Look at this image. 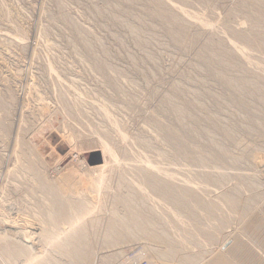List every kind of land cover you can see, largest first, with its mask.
Here are the masks:
<instances>
[{
	"label": "rangeland",
	"instance_id": "1",
	"mask_svg": "<svg viewBox=\"0 0 264 264\" xmlns=\"http://www.w3.org/2000/svg\"><path fill=\"white\" fill-rule=\"evenodd\" d=\"M240 1L242 0H163L161 3L159 0H0V230L13 228L22 233L25 232L26 235L30 234L29 237L34 238L32 241L37 243L33 242L38 251L49 250L51 245L46 243L47 239L41 233H38L41 232L37 229L40 223L35 219V212L41 210V206L43 208L45 206L43 201L45 199L42 198L50 194V190L43 186L44 182L57 183L56 185L61 186L62 189L73 195L80 194L82 186L86 183L83 180L80 183L81 185L78 184V180L82 175L83 179L88 178L87 176L95 175L97 177L99 174L102 175L100 167L106 165V158L109 159V156L104 153V142L112 145L110 146L118 153L119 159L123 161L122 163L125 161L126 151L129 155L138 153L140 155L141 153V156L145 158L149 156L155 160L159 153L163 151L173 152V148L164 143L155 134L157 133L155 131L162 130L165 124L171 123L175 118L178 119L174 112L167 109L168 105H164L166 93L174 91L173 94L179 95L178 97L183 102L184 108L187 106L186 111L188 113H186L188 115L182 125L179 124L180 122L176 123L178 120H174L171 124L186 129L187 138L191 141V143L189 141L188 143L191 146H202L207 141V146H202V152H205L203 154L207 155L212 151L215 156L208 167L206 166L207 168L204 167V169L199 166L203 171L200 168L195 169L198 166L195 163V156L199 153L195 150V147H188L190 149H186L185 159L180 160L183 167L180 166V169L177 166L173 167L172 163H169L171 166L168 163L164 165L169 170L180 171L181 177L186 180L187 185L197 186L199 184L201 186V188L191 192L192 195L194 194V199L199 200L203 197L217 199L219 191L228 194L227 188L234 187L235 184L240 185L242 174H250L255 177L254 172L258 173L255 178L252 177L256 189L238 195L237 198L240 201L236 199L238 201V204L235 205L236 208L224 204L214 206L215 209L224 207L226 214L229 213V216L232 211L235 212L233 209L236 210L239 206L238 212L236 211L230 217L228 216L230 220L228 219V222H226L224 235H214L213 242L207 243L210 244L208 247L207 244L192 238V235L196 232L194 230L195 226L199 228L202 225L191 224L192 226H189V223H185L188 232L185 233L187 230L184 229L185 232L182 233L184 243L185 239L189 240L186 243L188 246L190 243H194V245L188 247L189 250L192 249V252L203 258L213 257L212 253L216 250V253L218 251L226 253L225 255L233 259V262L240 260L239 264H247L248 261L250 264H264V255H261L262 252H260L261 250L264 251V169L259 171L264 164L261 163V161L264 162V132L262 128H259V126L264 127L262 126L264 125V119L262 118L264 116L261 117L262 114L264 115V87H262L264 86V79L261 80L264 78V50L262 51L263 54L260 49L256 50L257 48L249 52L252 56L251 58L250 54L247 55L252 63H249L250 66L247 63L249 60L245 56L236 55L233 57V54L224 53L227 49L224 45L225 42L227 45V43L234 41L242 46L249 41L247 39L248 34L235 32L236 29L242 28L244 25L249 26L245 14L248 10L245 7H240ZM251 6V8H254V5ZM153 9L154 11H151ZM172 9L175 10V13H172ZM174 14L176 17H174ZM225 29L229 33L226 34L225 32L224 34ZM220 37L221 39L223 37L221 41ZM218 52L219 54L222 53L221 57L223 56L219 58L220 61L227 59L231 63L233 61L240 63L239 69L234 67L236 72L233 71L234 68L228 66L227 71L232 68L231 72L233 71L234 75L229 72L230 70L228 71L229 74L227 71L225 72L226 69L223 70L227 67L224 66L223 61L220 63L219 60H213L214 53ZM226 56L230 57L227 58ZM260 62L261 65H258ZM246 65L248 66L246 67ZM243 68L245 69L242 70ZM219 71H223L228 78L234 76V79L245 78L244 71L248 72L249 76L246 77L248 80L258 79L259 76L260 82L259 79L254 81L258 83L260 90L252 94L253 87L249 85L242 93V90L228 84L226 80L220 81L222 77L216 76ZM253 74L256 76L252 77ZM221 84L229 87H224ZM232 89L234 93L231 92ZM236 92L238 95L235 94ZM235 95L240 97L237 98ZM247 95L249 96L247 97ZM257 95L258 97H256ZM228 98H230V101ZM232 99L233 101L235 99L236 104L233 103ZM73 102L76 103L72 105ZM244 102H247L248 107L252 104L249 107L250 110L247 109L248 107ZM241 103H244V106ZM67 104L68 108L66 107ZM218 106H222L221 109L225 112L220 111L221 109L218 110ZM240 107H247L244 108L245 113L243 115V109L241 110ZM258 109L260 112H258ZM217 110L220 112H215ZM251 110H254V116L250 115L253 112ZM255 112L260 115L259 118H257ZM108 114L118 122L121 129L128 134L129 139L134 142L129 141L130 143L127 145L126 141L120 139V132L111 125ZM248 118L249 121H247ZM242 120L246 122L244 125H242ZM252 120L257 121L258 126ZM159 126L161 127L159 128ZM213 135L214 137H212ZM196 136L199 137L198 142ZM223 140L225 143H223ZM237 140L239 143H237ZM240 143L241 145H239ZM247 143L248 145H246ZM226 144L228 147H226ZM137 145L138 147H136ZM222 145L223 148L225 147L224 149ZM249 145L253 148L250 149ZM255 145L257 147L259 145V147L256 148ZM126 146H128L127 149ZM206 147H209V149ZM191 148L194 149L192 153H190ZM213 151H216L214 152L216 154ZM245 151L248 153L247 157ZM194 153L197 154L193 157ZM221 154L223 155L222 159ZM217 156L222 160L221 162L226 157L227 160H225L227 162L231 161L230 164L226 161L219 163L220 159ZM248 157H252L255 162L251 159L248 160ZM257 162L259 164L256 165ZM119 164L121 165V163ZM119 164L118 166H120ZM218 164H225L228 169H225V171L228 173L230 170L232 173L229 172L225 184L222 183L224 175L216 173L214 168ZM231 164L233 170L230 169ZM255 165L260 166L257 167L258 170ZM175 167H177L176 170L172 169ZM210 168L214 170L212 171ZM235 168L241 170L242 174L240 175L238 173L240 171L237 172ZM208 175L211 177H208ZM217 175L218 177H216ZM130 176L128 177L130 178ZM119 177L120 174L117 170L112 175L111 182L117 183ZM236 178L239 182L236 181ZM202 183L204 188L206 187L205 189H203ZM210 191H213L212 194ZM95 195L91 192L88 193L89 200L92 203L94 201L95 205H99L97 203L101 201L104 206V201L109 202L111 200L102 193ZM153 198L158 200V197ZM42 201L43 203H41ZM245 202L249 206L248 204L245 205ZM34 203L35 205H33ZM149 203H153V201L150 199ZM37 204L38 207H35ZM242 208H246L245 213ZM94 209L97 211H94ZM94 209L92 215L95 218H100L97 222L99 226L96 224L89 229L90 234H88L87 240L90 241L87 244L92 245L93 243L92 249L96 252L92 250L93 252H88L81 261L76 259L72 263L120 264L126 262V260H131L128 257L129 255L134 258V248L139 243L147 244V238L143 241L137 239L136 242H127L125 245H119V247L118 245L105 244L103 240L104 233L107 231L106 226L109 223L108 218H106L108 217L106 212L108 210L104 208L101 210V207ZM231 209L232 211H230ZM190 213H187L186 217H189ZM192 216L191 214L190 217ZM30 217L34 220L31 218L32 221ZM195 217V220L204 221L201 215ZM186 224L192 229L190 231L194 232L193 234L189 232ZM35 233H38L39 237ZM226 234H228V238L225 237ZM26 235L23 234L22 236L24 242L26 241ZM197 242L200 245H197ZM108 245L110 246L108 247ZM184 248V251H189L187 246L184 245ZM258 248L261 250L258 251ZM208 250L210 251L208 252ZM199 253H202V255ZM140 254L143 263L152 264L147 259L145 250ZM72 257L75 258V256ZM109 257L112 259L109 260ZM235 257H237V260ZM21 260L17 259L16 264H24V261ZM170 260H168V264H182L176 260L172 261V259L171 262Z\"/></svg>",
	"mask_w": 264,
	"mask_h": 264
},
{
	"label": "bare ground",
	"instance_id": "2",
	"mask_svg": "<svg viewBox=\"0 0 264 264\" xmlns=\"http://www.w3.org/2000/svg\"><path fill=\"white\" fill-rule=\"evenodd\" d=\"M139 1V0H138ZM161 3L163 2V0H159ZM189 1V0H188ZM124 2V1H123ZM122 2V3H123ZM129 3V2H128ZM254 5V8H251ZM120 7V6H119ZM124 7V6H123ZM136 7V5H135ZM143 7V6H142ZM240 7H245L247 8L248 12L245 13L246 14V18L249 21V26L246 27L244 25V27L236 29L235 32L236 33H246L248 34L247 39L249 40L247 43L243 44L242 46H239L238 44H236L234 41L229 42V44L225 42V47H227V49L225 50V54H233V57H235L236 55L239 56H245L248 60H249V56H251V54L249 53L250 51H254L256 48V50L260 49L261 52L264 50V0H242L240 1ZM118 8V7H117ZM237 8V7H236ZM125 9V8H124ZM176 9V8H174ZM172 9V13H175V10ZM147 10V9H146ZM151 11H154L151 10ZM182 11V10H181ZM232 11V10H231ZM145 12V11H144ZM143 13V12H141ZM146 13V12H145ZM239 13V12H238ZM127 15V14H126ZM153 15V13H152ZM150 16V15H148ZM183 16V15H182ZM174 17L175 14H174ZM184 17V16H183ZM185 18V17H184ZM237 18V17H236ZM234 19V18H233ZM238 19V18H237ZM243 19V18H242ZM186 20V19H183ZM138 21V20H137ZM122 22V21H121ZM188 22V21H187ZM239 22V21H237ZM241 22V21H240ZM244 22V21H243ZM246 22V21H245ZM190 23V21H189ZM238 24V23H237ZM236 24V25H237ZM245 24V23H244ZM248 25V24H246ZM177 27V26H176ZM214 27V25H213ZM173 28V27H172ZM213 29V28H212ZM222 32L224 30H221ZM229 33L226 31L223 32L224 34ZM221 33V32H220ZM210 35V34H209ZM215 36V35H214ZM233 36V35H231ZM228 36V37H231ZM223 39V37H222ZM220 37V41L222 40ZM246 39V40H247ZM236 40V39H235ZM77 41V40H76ZM237 41V40H236ZM89 42V41H88ZM219 44V43H218ZM220 45V44H219ZM223 45V46H224ZM207 48V47H206ZM212 48V47H211ZM219 49V48H218ZM210 50V49H209ZM219 51V50H218ZM257 52V51H256ZM235 54V55H234ZM250 54V55H249ZM263 54V52H262ZM218 53H214V57L213 60L218 61L219 58L221 57ZM224 55V54H223ZM247 55H249L247 57ZM223 57V56H222ZM221 57V58H222ZM227 58L230 56H226ZM232 57V56H231ZM225 58V56H224ZM241 58V57H240ZM252 58V56H251ZM203 59V58H202ZM226 59V58H225ZM241 59H244L243 57ZM260 60V59H259ZM264 60V59H263ZM205 61V60H204ZM220 61V60H219ZM224 66L226 65L227 67H225L223 70H225V72L227 71L228 66L232 67V68H238V66L240 67V63H236L235 61H233V64L231 63V61H228L227 59L224 60L222 59ZM222 61H220V63H222ZM240 61V60H239ZM203 62V61H202ZM243 62H245L243 60ZM253 62V61H252ZM206 63V62H205ZM217 63V62H216ZM215 63V64H216ZM248 65L250 66L249 63H251V61L249 60ZM211 64V63H210ZM218 64V63H217ZM216 64V65H217ZM244 65V63H242ZM252 64V63H251ZM207 65V64H206ZM206 65H204L205 67H207ZM222 65V64H220ZM246 65V67L248 66ZM254 65V64H253ZM261 65V62L258 64ZM223 66V67H224ZM256 67V65H254ZM264 66V65H263ZM218 67V66H216ZM242 67V66H241ZM244 67V66H243ZM245 67V68H246ZM209 68V67H208ZM213 68V67H211ZM231 68V70H233ZM234 68L233 71H235L236 69ZM245 68H243L242 70H244ZM250 68V67H249ZM253 68V67H252ZM260 68V67H259ZM214 69V68H213ZM220 69V68H217ZM239 69V68H238ZM257 69V68H256ZM230 70V68L228 69V71ZM231 70L229 71L230 73ZM249 70V69H248ZM252 70V69H251ZM218 71V70H216ZM215 71V73H216ZM227 71V73L229 74V72ZM262 71V69H261ZM236 72V71H235ZM238 72V71H237ZM246 74V77H248V72L246 73V71H244ZM218 73V72H217ZM243 73V72H241ZM250 73V71H249ZM262 73V72H260ZM258 73V74H260ZM220 76H219V75ZM216 76L218 77H222L221 80H226L228 82V84L237 87L238 89L242 90L241 92L243 93L246 88H248V86H252L253 90H252V94L256 93L258 90H260V87L258 86V83L255 82L259 79H254V80H248L244 75L245 78H235L234 76L233 78H228L225 76V73L222 71H219ZM227 74V75H228ZM233 74V73H232ZM244 74V73H243ZM234 75V74H233ZM237 75V73H236ZM235 75V77H236ZM242 75V74H241ZM256 76L255 74L251 75ZM263 76V75H262ZM217 77V78H218ZM225 77V79H223ZM238 77V76H237ZM261 77V76H260ZM256 78V77H254ZM57 79V78H56ZM264 78H262L261 80L263 81ZM222 81V82H223ZM252 81V82H250ZM260 82V79L258 80ZM264 83V82H263ZM225 84V83H224ZM223 85L224 87H227ZM227 84V83H226ZM74 85V84H73ZM177 85V84H176ZM181 85V84H180ZM260 85V84H259ZM261 86V85H260ZM10 87V86H9ZM174 87V86H173ZM178 87V86H177ZM222 87V86H221ZM229 87V86H228ZM227 87V88H228ZM264 87V86H262ZM78 88V87H77ZM226 88V89H227ZM176 89V88H175ZM178 89V88H177ZM231 89V87H230ZM264 90V89H263ZM123 91V90H122ZM236 91V90H234ZM238 91V90H237ZM68 92V91H67ZM157 92V91H156ZM174 91H172V93H166L167 96L165 97V104L164 105H168L167 109L170 110L171 112H174L177 115V120L176 118L174 119L175 121H177L176 123L180 122L179 124L182 125V123H184L187 119V111H186V107L184 108L183 106V102H181L180 98L176 95L173 94ZM197 92V91H196ZM229 92V91H228ZM231 92H233V89L231 90ZM240 92V91H239ZM247 92V91H246ZM249 92V91H248ZM234 93V92H233ZM55 94V93H54ZM178 94V93H177ZM237 94V92L235 93ZM251 94V93H250ZM251 94V95H252ZM219 95V94H218ZM233 95V94H232ZM238 95V94H237ZM235 95V96H237ZM241 95V94H240ZM243 95V94H242ZM264 95V94H263ZM63 96V95H62ZM165 96V95H164ZM246 96V95H245ZM249 95H247L248 97ZM64 97V96H63ZM62 97V99H63ZM240 96H237V98ZM243 97V96H241ZM254 97V96H253ZM252 97V98H253ZM258 97V95L256 96ZM18 98V97H17ZM65 98V97H64ZM69 98V97H68ZM231 98V96H230ZM230 98L229 101H230ZM235 98V97H234ZM236 98V99H237ZM245 98V97H244ZM251 98V97H249ZM251 98V99H252ZM261 98V97H260ZM182 99V98H181ZM227 99V101H228ZM257 99V98H256ZM78 100V99H77ZM83 100V99H82ZM226 100V99H225ZM240 100V99H239ZM245 100V99H244ZM260 100V99H259ZM258 100V101H259ZM13 101V100H12ZM107 101V100H106ZM184 101V100H183ZM191 101V100H190ZM233 101V99H232ZM238 101V100H237ZM241 101V100H240ZM248 101V99H247ZM68 102V101H67ZM83 102V101H82ZM222 102V101H221ZM220 102V103H221ZM264 102V101H263ZM76 102L71 103L72 105H74ZM164 101L162 102L163 105ZM188 103V102H186ZM226 103V102H225ZM233 103L236 104L235 99L233 101ZM239 103V101H238ZM245 103V102H244ZM244 103L242 104L244 106ZM247 103V102H246ZM245 103V105H246ZM262 103V102H261ZM78 104V103H77ZM76 104V105H77ZM85 104V103H84ZM218 104V103H217ZM216 104V105H217ZM223 104V103H221ZM79 105V104H78ZM109 105V104H108ZM185 105V103H184ZM228 105V104H227ZM252 105V104H250ZM249 105V107H251ZM260 105V104H259ZM68 106V104L66 105V107ZM230 106V105H229ZM238 106V104H237ZM248 107V104L246 105ZM263 106V105H261ZM188 107H190L188 105ZM219 107V106H218ZM222 107V106H221ZM221 107H219L218 110L221 109ZM225 107V106H223ZM244 107V108H247ZM247 108L248 110H250V108ZM68 108V107H67ZM166 108V107H165ZM226 108V107H225ZM228 108V107H227ZM236 108V107H235ZM238 108V107H237ZM244 108L240 107V109H243L242 115L245 113L244 112ZM254 108V107H252ZM258 108V107H257ZM63 109V108H62ZM65 109V108H64ZM70 109V107H69ZM73 109V108H72ZM262 109V108H261ZM106 110V109H105ZM215 111V112H220L223 111L222 109L220 111ZM247 110V111H248ZM257 110V109H256ZM259 110V109H258ZM29 111V110H28ZM157 111V110H156ZM227 111V109H226ZM250 115H255L254 114V110ZM91 112V111H90ZM108 112V111H107ZM165 112V111H164ZM187 112V113H186ZM225 112V111H223ZM228 112V111H227ZM249 112V111H248ZM247 112V113H248ZM260 112V110L258 111ZM264 112V111H263ZM156 113V112H155ZM166 113V112H165ZM173 113V114H174ZM222 113V112H221ZM256 113V112H255ZM262 113V112H261ZM168 114V113H167ZM170 114V113H169ZM174 114V115H175ZM214 114V113H212ZM218 114V113H217ZM227 114V113H226ZM225 114V115H226ZM258 113H256L257 118H259L260 115H257ZM260 114V113H259ZM224 115V114H223ZM228 115V114H227ZM249 115V113H248ZM23 116V115H22ZM150 116V115H149ZM171 116V115H170ZM211 116V115H210ZM215 116V115H214ZM264 116L263 114L261 115V117ZM25 117V116H24ZM24 117H22L24 119ZM173 117V116H171ZM190 117H192L190 115ZM189 117V118H190ZM235 117V116H234ZM260 117V118H261ZM82 118V117H81ZM103 118V117H102ZM211 118L213 119V117L211 116ZM246 118V117H245ZM249 118H251L249 116ZM249 118L247 121H249ZM264 119V117H262ZM261 118V119H262ZM172 119V118H171ZM192 119V118H191ZM228 119V118H227ZM253 119V118H252ZM262 119V122H263ZM108 120L111 123V125H113L115 128L118 129V131L120 132V139L122 141H126V144L129 145L130 142H134L131 141L129 139L128 134L121 129L120 125L118 124V122L114 119H112V117L108 114ZM149 120V119H148ZM154 120V119H152ZM157 120V118H156ZM173 120V121H174ZM215 120V119H214ZM241 120V119H240ZM258 120V119H257ZM150 122H152L151 120H149ZM148 121V122H149ZM163 121V120H162ZM173 121L171 123H173ZM227 121V120H226ZM238 121V119H237ZM253 122H255L254 120H252ZM260 121V120H259ZM22 122V121H21ZM221 122V121H220ZM235 122L236 121H233ZM241 123V121H239ZM257 122V121H256ZM256 122L254 124H256ZM67 123V122H66ZM103 123V122H102ZM166 123V122H165ZM168 123V121H167ZM165 124L162 130H157L155 132L156 135H158L161 140H163L164 143H166L167 145L171 146L173 148V152L170 151H163L161 153H159L158 157L156 158V160L152 157L146 156V158L144 156H141V153L139 155L138 154H133V155H129L127 153V151L125 152V161L124 163H122L123 161L121 159H119L118 153L115 152V150L108 144L105 143L103 144V148H104V153H106V155L109 156V159L106 158V165H104L101 168V172L102 175H98L97 177L95 176H87L88 178L83 179V175L79 178L78 180V184L81 185L80 183H82V181L84 180L86 183L84 186H82V191H80V194L78 195H73L72 193H69V191L67 192L66 190L62 189L61 186L56 185L55 183H50V182H44L43 186L46 187V189L48 188L50 190V194L46 197L44 196L45 199L43 200L45 203L44 208L41 206V210L36 211L35 212V219H37L39 221V225L37 226L41 232V235L43 237H45L47 239L46 243L49 245H51V249L49 250H42V251H38L37 250V246H35L34 243H36V241H32V239L34 238H30L29 235L20 232L19 230L13 229V228H4L0 230V264H16L17 259H22L21 261H24V264H76V263H72V261H76V259L78 261H81L82 259H84V256H86L88 254V252H93L94 249H92V245L87 244L89 243V241L87 240V236L89 233V229L93 226H95L98 222V219H100L99 217L95 218L92 215V211L94 208H99L101 207L104 209H107V216L106 218H108V225L106 226L107 231H105V237L103 242L105 244H113V245H121L127 242H136L137 239L143 241V239L145 240V238H147V244L146 243H139V245H137V247H133L135 252H134V258H132V255H129L128 257L131 260H126V262H122L121 264H143L142 261V257H141V252H143V250L146 251L147 253V259L152 263V264H168V260L169 259H173L172 261H178L179 263L182 264H191L193 262H195L194 264H239L238 262L240 261H234L233 259H230V257L228 255H225L226 253H220L217 249V251L219 252H215L212 253L211 258H203L202 256H199L197 253V255L195 254V252H192L193 250L190 249L189 250V246L192 244L194 245V243H190L189 246L187 243L188 239H185V243L183 240V232L184 229L187 230L185 233L188 232V229H186L185 223H189V226L192 225H202L204 227H199V228H194V230L196 231L195 234L192 233V229H190L187 225V227L189 228V232L192 233V238H194V240H198L199 242L201 241V243L207 244V243H212L214 240V235H224L225 234V226H226V222H228V219L230 220V216L232 215V213H236V211L238 212V207L237 209H233L235 212L232 211V209L230 211H232V213H230L231 215L229 216V213L226 214L224 207H220L218 209H215L214 206L216 205H221L224 204L226 206L231 205L232 207L235 205H237L238 201H240V199L237 198L238 195H241V193H249L248 191H251L252 189H256L255 186V181H253L257 174L256 172H254V174L256 175L255 177L246 174H242L241 170H239L238 168L236 169V171L238 172V170L240 172V175L242 174V183H240V185H234L227 188V193L225 192H221L219 191V189L217 188V190L219 191V194L217 195V199H207V198H201L199 200L194 199V194L192 195L191 192L201 188V186L198 185L194 186V185H187L186 184V180L183 179L181 177L180 171L176 172V171H172L169 170L168 167L166 168L164 165L168 163V165H170L172 163V166H177L178 168L181 166L180 160L183 158L185 159V154L187 153V148L188 147H195V150H197V152L199 153V155L195 156V160L198 164H195L196 168L195 169H199L200 167H208V164L213 161L214 159V155L211 153L205 155L202 152L203 148L202 146L206 145L207 146V141L206 144H202V146H191L189 145V143H191V141L188 140L187 138V132L185 131L186 129L184 128H179L180 126H173V124ZM223 123V122H222ZM228 123V122H227ZM239 123V124H240ZM246 122H243L242 120V125H244ZM248 123V122H247ZM250 124H252L251 122H249ZM260 123V122H258ZM264 123V122H263ZM262 123V124H263ZM155 124V123H154ZM158 124V123H157ZM191 124V123H190ZM238 124V123H237ZM261 124V125H262ZM122 125V124H121ZM186 125V124H185ZM184 125V126H185ZM230 125V124H229ZM232 125V124H231ZM253 125V124H252ZM257 125V124H256ZM255 125V126H256ZM148 126V125H147ZM151 126V125H149ZM221 126V124H220ZM234 126V125H233ZM238 126V125H237ZM241 126V125H240ZM258 126V125H257ZM264 126V125H262ZM161 126H159L160 128ZM188 127V125H187ZM194 127V125H193ZM232 127V126H230ZM246 127V126H245ZM250 127V126H249ZM248 127V128H249ZM252 127V126H251ZM147 128V127H146ZM200 128V127H199ZM209 128V127H208ZM213 128V127H212ZM225 128V127H224ZM236 128V127H235ZM234 128V129H235ZM244 128V127H243ZM262 128L263 132H264V127H260ZM92 129V128H91ZM143 129V128H142ZM149 129V128H148ZM157 129V128H156ZM222 129V128H221ZM2 130V129H1ZM151 130V129H149ZM153 130V129H152ZM200 130H202L200 128ZM204 130V129H203ZM207 130V129H206ZM210 130V129H208ZM216 130V129H215ZM226 130V129H225ZM242 130V129H241ZM247 130V129H245ZM250 130V129H249ZM253 130V129H252ZM70 131V130H69ZM213 131V130H212ZM251 131V130H250ZM257 131V130H256ZM260 131V130H259ZM258 131V132H259ZM93 132V131H92ZM95 132V131H94ZM154 132V131H153ZM191 132V130H190ZM207 132V131H205ZM211 132V131H210ZM218 132V131H216ZM215 132V133H216ZM234 132V131H232ZM249 132V131H248ZM195 133V132H194ZM200 133V132H199ZM222 133V132H221ZM245 133V132H244ZM252 133V132H251ZM97 134V133H96ZM151 134V133H149ZM192 134V133H190ZM201 134V133H200ZM199 134V135H200ZM204 134V133H203ZM218 134V133H217ZM254 134V133H253ZM259 134V133H256ZM95 135V134H94ZM194 136V134H192ZM215 135V134H214ZM214 135L212 137H214ZM220 135V134H219ZM238 135V134H237ZM261 135V134H260ZM155 136V135H154ZM153 136V137H154ZM210 136V135H209ZM226 136V134H225ZM245 136V134H244ZM262 136V135H261ZM16 137V136H15ZM70 137V136H69ZM98 137V136H97ZM198 137V136H196ZM216 137V136H215ZM18 138V137H17ZM16 138V139H17ZM103 138V137H102ZM192 138V137H191ZM218 138V137H217ZM229 138V137H228ZM227 138V139H228ZM240 138V137H239ZM260 138V137H259ZM158 139V138H157ZM156 139V140H157ZM199 139V137L196 139V141ZM202 139V138H201ZM215 139V138H214ZM220 139V138H219ZM242 139V137H241ZM244 139V138H243ZM251 139V138H250ZM155 140V138H154ZM194 140V139H193ZM206 140V139H205ZM210 140V139H209ZM208 140V142H209ZM240 140V139H238ZM237 140V143H239ZM245 140V139H244ZM249 140V139H248ZM247 140V141H248ZM259 140V139H258ZM13 141V140H12ZM103 141V140H102ZM130 141V142H129ZM189 141V143H188ZM195 141V140H194ZM216 141V140H214ZM230 141V140H229ZM242 141V140H241ZM240 141V142H241ZM251 141V140H250ZM255 141V140H254ZM253 141V143H254ZM264 141V140H263ZM20 142V141H19ZM136 142V140H135ZM157 142V141H155ZM154 142V143H155ZM198 142V141H197ZM211 142V141H210ZM257 142V141H256ZM262 142V141H261ZM70 143V142H69ZM138 143V142H137ZM146 143V141H145ZM158 143V142H157ZM223 143L224 140H223ZM245 143V142H244ZM260 144V142H258ZM74 144V143H73ZM148 144V143H147ZM151 144V142H150ZM153 144V143H152ZM196 144V143H195ZM210 144V143H209ZM215 144V143H214ZM252 144V143H251ZM255 144V143H254ZM97 145V144H96ZM154 145V144H153ZM211 145V144H210ZM241 145V143L239 144ZM244 145V144H243ZM248 145V143L246 144ZM262 145V144H260ZM132 147V145H130ZM140 146V145H139ZM250 146V145H249ZM248 146V147H249ZM256 146V145H255ZM101 147V146H100ZM128 146H126L127 149ZM138 147V145L136 146ZM213 147V146H212ZM226 147L227 144H226ZM245 147V146H244ZM247 147V146H246ZM247 147V148H248ZM251 147V148H250ZM249 148L252 149L253 147L250 146ZM259 147V145H258ZM256 146V148H258ZM261 147V146H260ZM263 147V145H262ZM262 147H261V151H262ZM153 148L156 150V148L153 146ZM207 148V147H206ZM223 148V145H222ZM225 148V147H224ZM223 148V149H224ZM246 148V149H247ZM147 149V148H146ZM153 149V150H154ZM190 149V148H188ZM192 149V148H191ZM205 149V147H204ZM209 149V147L207 148ZM206 149V150H207ZM217 149V148H216ZM229 149V148H228ZM245 149V150H246ZM260 149V148H259ZM258 149V150H259ZM133 150V149H132ZM154 150V151H155ZM226 150V149H225ZM248 150V149H247ZM246 150V151H247ZM254 150V149H253ZM257 150V149H256ZM144 151V150H143ZM192 151H194V149L191 150L190 153H192ZM209 151V150H207ZM230 151V150H228ZM244 153H247V152ZM260 151V150H259ZM260 151V152H261ZM264 151V150H263ZM216 151H213V153ZM22 153V152H21ZM124 153V152H123ZM207 153V152H206ZM231 153V152H230ZM154 154V153H153ZM197 153L193 154L194 155ZM216 154V153H214ZM220 154V151H219ZM218 154V155H219ZM228 155V153H226ZM38 155V154H37ZM225 155V154H224ZM230 155V154H229ZM248 153L246 154L247 157ZM258 155V154H257ZM264 155V153H263ZM66 156V155H65ZM222 154H221V159H222ZM233 156V154L231 155V157ZM236 156V155H235ZM259 156L261 157V155L259 154ZM18 157V155H17ZM218 157V156H217ZM216 157V158H217ZM257 157V156H256ZM65 158V157H64ZM82 158V157H81ZM123 158V157H122ZM188 158V157H187ZM219 158V157H218ZM230 158V156H229ZM235 158V157H234ZM233 158V160H234ZM251 161L254 160L252 157H248ZM66 159V158H65ZM220 159V158H219ZM220 159L219 163H223L224 161L227 160V158L225 157L224 161L221 162L222 160ZM256 159V158H255ZM41 160V159H40ZM230 160V159H229ZM232 160V159H231ZM239 160V159H238ZM42 161V160H41ZM168 161V162H166ZM173 161V162H172ZM236 161V160H235ZM258 161V160H257ZM16 162V161H15ZM218 162V160H217ZM231 162V161H230ZM230 162L226 161V163ZM238 162V161H237ZM255 162V160H254ZM260 162V161H259ZM121 163V165L119 164ZM130 163V164H127ZM170 163V164H169ZM188 163V162H187ZM190 163V162H189ZM213 163V162H212ZM216 163V161H215ZM225 163V164H226ZM253 163V162H252ZM250 163V164H252ZM261 163H264L261 161ZM260 163V164H261ZM31 164V163H30ZM118 164L120 166H118ZM206 164V165H205ZM225 164H218L217 166H214V168L216 169V173H221L222 176L224 177V179H222V183L225 184V180H227L228 178V174L230 172L227 173L225 171L228 170L225 166ZM233 164V163H232ZM231 164V166H232ZM235 164V163H234ZM254 164V163H253ZM259 164L258 162L256 163V165ZM220 165V166H219ZM255 165V166H256ZM38 166V165H37ZM171 166V165H170ZM200 166V167H199ZM236 166V165H234ZM16 167V166H15ZM93 167V166H92ZM120 167V168H119ZM172 168L175 169L176 168ZM206 167V168H207ZM210 167V166H209ZM227 167L229 168V165L227 164ZM237 167V166H236ZM242 167V166H241ZM260 167V166H256ZM99 168V169H100ZM193 168V167H192ZM233 166L230 168L232 169ZM180 169V168H179ZM183 169V168H182ZM181 169V170H182ZM189 169V167H188ZM201 169V168H200ZM205 169V168H204ZM209 169V168H208ZM212 171L214 170L213 168H210ZM261 169H264V164L261 166V168L259 169V171H261ZM37 170V169H36ZM95 170V169H93ZM117 170L119 171L120 177L117 183H112V175H114ZM186 170V169H185ZM202 170V169H201ZM233 170V169H232ZM258 170V168H257ZM189 171V170H188ZM203 171V170H202ZM205 171V170H204ZM235 171V172H236ZM15 172V171H14ZM207 172V171H206ZM233 172V171H232ZM234 172V173H235ZM236 172V173H237ZM92 173V172H91ZM100 173V172H99ZM183 173V171H182ZM194 173V172H193ZM231 173V172H230ZM247 173V172H246ZM18 174V173H17ZM21 174V173H20ZM19 174V175H20ZM41 174V173H39ZM86 174V173H85ZM129 174V175H128ZM130 174H132V176H130ZM202 174V173H201ZM205 175V173H203ZM215 174V172H214ZM232 174V173H231ZM230 174V175H231ZM253 174V175H254ZM88 175V174H86ZM93 175V173H92ZM130 176V178L128 176ZM196 175V174H195ZM24 176V175H23ZM184 176V175H183ZM192 176V175H191ZM203 176V175H202ZM210 175H208L209 177ZM232 176V175H231ZM30 177V175H29ZM38 177V176H37ZM186 177V176H185ZM205 177V176H204ZM211 177V176H210ZM218 177V175L216 176ZM220 177V176H219ZM238 177V176H236ZM253 177V178H252ZM60 178V176H59ZM222 178V177H221ZM226 178V179H225ZM232 179V177H230ZM29 179V178H28ZM117 179V178H116ZM191 179V178H190ZM212 179V178H211ZM235 179V178H234ZM233 179V180H234ZM240 179V177H239ZM253 179V180H252ZM1 180V179H0ZM32 180V179H31ZM36 180V179H35ZM54 180V179H53ZM217 180V179H216ZM224 180V182H223ZM238 179L236 178V181ZM190 182V180H188ZM201 181V180H199ZM207 181V180H205ZM213 181V180H212ZM215 181V180H214ZM229 181V180H228ZM240 181V182H241ZM32 182V181H31ZM192 182V181H191ZM195 182V181H194ZM220 182V181H218ZM233 182V181H232ZM235 182V181H234ZM239 182V180H238ZM263 182V180H262ZM3 183V182H2ZM13 183V182H12ZM35 183V182H34ZM221 183V185H222ZM230 183V182H229ZM39 184V183H38ZM209 184V183H207ZM216 184V183H214ZM220 184V183H219ZM257 184V183H256ZM263 184V183H262ZM15 185V184H14ZM78 185V186H79ZM83 185V184H82ZM196 185V184H195ZM218 185V184H217ZM227 185V184H226ZM203 189L204 185L202 183ZM208 186V185H207ZM213 186V184H212ZM228 186V185H227ZM259 186V185H257ZM76 187V186H75ZM211 187V185H210ZM219 187V186H218ZM4 188V187H3ZM6 188V187H5ZM37 188V187H36ZM42 188V187H41ZM209 188V187H208ZM222 188V187H221ZM2 190V189H1ZM10 190V189H9ZM68 190V189H67ZM80 190V189H78ZM208 190V189H207ZM206 190V191H207ZM11 191V190H10ZM9 191V192H10ZM32 191V190H31ZM35 191V190H34ZM38 191V190H37ZM71 191V190H70ZM202 191V190H201ZM205 191V192H206ZM214 191V190H213ZM213 191H210L211 194ZM217 191V192H218ZM91 192L94 193V195L96 194H104V196L109 197V199H111L109 202L104 201L103 203H105V205L103 206V204L98 202L97 204L99 205H95L94 201L93 203L89 200L88 197V193ZM204 192V191H203ZM221 192V193H220ZM74 193V192H73ZM208 195H210L208 192H206ZM205 193V194H206ZM31 194V193H29ZM28 194V195H29ZM39 194V193H38ZM42 194V193H41ZM72 194V195H71ZM95 195V196H96ZM199 195V194H198ZM202 195H204L202 193ZM259 195V194H258ZM257 195V196H258ZM9 196V195H8ZM206 196V195H205ZM211 196V195H210ZM209 196V197H210ZM243 196V194H242ZM29 197V196H28ZM94 197V196H93ZM99 197V196H98ZM153 197H158V200H154ZM208 197V198H209ZM6 198V197H5ZM23 198V197H22ZM27 198V197H26ZM30 198V197H29ZM102 198V197H101ZM197 198V197H196ZM257 198V197H256ZM96 199V197H95ZM152 200L153 203H149V200ZM156 199V198H155ZM236 199H238V201H236ZM38 200V199H37ZM97 200H99L97 198ZM102 200V199H101ZM43 201L41 203H43ZM7 203V202H6ZM237 203V204H236ZM246 203V202H245ZM252 203V202H251ZM110 204V207H109ZM240 204V203H239ZM248 203H246L245 205H247ZM7 205V204H6ZM35 205V203L33 204ZM242 205V204H241ZM244 205V206H245ZM243 206V207H244ZM249 206V204H248ZM24 207V206H23ZM34 207V206H33ZM38 207V204L37 206ZM247 207V206H246ZM43 208V209H42ZM236 208V207H235ZM34 209V208H33ZM38 209V208H37ZM244 209V213L246 211V208H242ZM23 210V209H22ZM27 210V209H26ZM32 210V209H31ZM100 210V211H101ZM253 210V209H252ZM19 211V210H18ZM35 211V210H34ZM94 211H97L94 209ZM28 212V211H27ZM103 212V211H102ZM189 217H186V214L188 213ZM242 212V210H241ZM25 213V212H24ZM34 214V212H33ZM105 214V212H104ZM191 214L193 215L192 217ZM247 214V212H246ZM244 214V215H246ZM201 215L204 219V221L201 220H195V216ZM243 215V216H244ZM24 216V215H23ZM229 216V217H228ZM234 216V215H233ZM32 217H30L31 219ZM10 219V218H9ZM34 220V218H32ZM31 219V220H32ZM212 219H214L212 221ZM2 220V219H1ZM25 220V219H24ZM23 220V221H24ZM32 220V221H33ZM36 220V221H37ZM187 222H186V221ZM3 222V221H2ZM5 222V221H4ZM17 222V221H16ZM37 223V222H36ZM38 224V223H37ZM100 224V223H99ZM192 224V225H191ZM98 225V224H97ZM240 225V224H239ZM99 226V225H98ZM29 227V226H28ZM185 227V228H184ZM23 228V227H22ZM27 228V227H26ZM103 228V227H102ZM101 228V230H102ZM207 228V229H205ZM33 230V229H32ZM98 230V229H96ZM28 232V231H27ZM30 232V231H29ZM32 233V232H31ZM38 233H35L36 235H38ZM23 234L24 236L26 235V241L24 242L23 240ZM97 235V233H96ZM186 235V234H185ZM228 234L225 235V237ZM41 236V237H42ZM91 236V235H90ZM103 236V235H102ZM33 237V236H32ZM39 237V235H38ZM40 237V238H41ZM42 237V239H43ZM220 237V236H218ZM229 236H227L228 238ZM36 239V238H35ZM89 239V238H88ZM100 239V237H99ZM191 239V238H190ZM44 240V239H43ZM189 241V240H188ZM34 242V243H33ZM43 242V241H42ZM199 242H197V245L199 244ZM37 244V243H36ZM98 245V244H97ZM108 245V247L110 246ZM184 245L187 246L189 251H184ZM196 245V244H195ZM200 245V244H199ZM202 245V244H201ZM210 245V244H209ZM209 245L207 244V246L209 247ZM99 246V245H98ZM238 246V245H237ZM250 246V245H249ZM201 247V246H200ZM203 247V246H202ZM207 247V248H208ZM213 247V246H212ZM239 247V246H238ZM184 248V249H183ZM193 248V247H192ZM196 248V247H195ZM194 248V249H195ZM211 248V247H210ZM257 248V247H256ZM102 249V247H101ZM100 249V250H101ZM260 251L261 249L258 248ZM93 250V251H92ZM192 250V251H191ZM232 250V249H231ZM239 250V249H238ZM115 251V250H114ZM113 251V252H114ZM204 251V250H203ZM210 250H208L209 252ZM96 252V250L94 251ZM120 252V251H119ZM207 252V253H208ZM222 252V251H221ZM224 252V251H223ZM243 252V251H242ZM262 252L261 255H264V251H260ZM259 252V253H260ZM203 253V252H202ZM202 253H199L202 255ZM229 253V252H228ZM241 253V251H240ZM237 254V253H236ZM75 256V258H73L72 256ZM122 255V254H120ZM204 255V253H203ZM206 255V253H205ZM102 256V255H100ZM106 256V255H105ZM104 256V257H105ZM108 256V255H107ZM256 256V253H255ZM94 257V256H93ZM229 257V258H228ZM254 257V256H253ZM263 257V256H262ZM102 258V257H101ZM237 260V257H235ZM68 259V261H66ZM96 259V258H95ZM94 259V260H95ZM105 259V258H103ZM112 258L109 257V260H111ZM133 259V260H132ZM263 259V258H262ZM119 260V259H118ZM170 260V262H171ZM253 260V259H252ZM117 262V261H116ZM231 262V263H230ZM22 263V262H21ZM84 263V262H83ZM18 264V263H17ZM107 264V263H104ZM146 264V263H145ZM247 264H250V262L248 261Z\"/></svg>",
	"mask_w": 264,
	"mask_h": 264
},
{
	"label": "built area",
	"instance_id": "3",
	"mask_svg": "<svg viewBox=\"0 0 264 264\" xmlns=\"http://www.w3.org/2000/svg\"><path fill=\"white\" fill-rule=\"evenodd\" d=\"M116 264H119V263H116ZM121 264V263H120ZM143 264H145V263H143ZM146 264H148L147 262H146Z\"/></svg>",
	"mask_w": 264,
	"mask_h": 264
}]
</instances>
